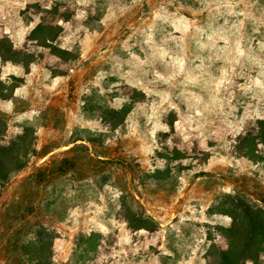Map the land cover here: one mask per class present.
Here are the masks:
<instances>
[{
	"label": "rangeland",
	"instance_id": "obj_1",
	"mask_svg": "<svg viewBox=\"0 0 264 264\" xmlns=\"http://www.w3.org/2000/svg\"><path fill=\"white\" fill-rule=\"evenodd\" d=\"M0 78V147L35 142L0 216L70 149L100 160L41 187L44 261L225 264L236 238L264 264V0H0Z\"/></svg>",
	"mask_w": 264,
	"mask_h": 264
},
{
	"label": "trees",
	"instance_id": "obj_2",
	"mask_svg": "<svg viewBox=\"0 0 264 264\" xmlns=\"http://www.w3.org/2000/svg\"><path fill=\"white\" fill-rule=\"evenodd\" d=\"M4 92L5 85L0 78V101H10L12 95H6ZM32 136V131L27 129L22 135L12 140L8 146L0 147V194L19 174L31 166L35 147ZM76 143L77 141L72 144ZM91 144L96 148L100 147L97 139H93ZM59 148V146L46 145L45 151L48 153ZM77 151L82 150L80 148L70 149L65 153L63 159L55 161L51 168L38 169L36 174L22 184L16 199L1 214L0 230L1 237L5 241V251L8 253V264H51L50 262L44 261L42 257L40 258V255L44 248L50 245L56 238L40 224V217L43 212H46L45 214H52V207L57 205L54 203L48 204L45 207L42 206V202L39 199L41 187L44 186L47 188V186L59 179H63L69 173L81 176L86 171L96 169L97 164H100L99 157L96 154H87L84 157H80L81 159H78L74 156ZM86 151L88 152V150ZM159 174H162V177H164L161 180L165 184L169 183L167 180V178L170 179L168 177L169 172L164 171ZM245 206L247 207V205ZM240 208L243 209L242 206ZM55 210L57 214L61 213L58 211V208ZM243 212L244 220L248 221L250 228L253 230L262 228V223L259 218L253 216L249 210L243 209ZM245 221L243 223L244 225L246 224ZM235 226L237 225L234 224L233 227ZM136 228H138V225ZM249 233L251 232L249 231ZM29 238L31 239L26 243L25 239ZM34 239H36V243H34ZM87 243L91 244L84 252L94 251L96 249V242L93 244V238L92 240H88ZM242 245L247 247V249L242 248ZM251 246L247 242L244 245L241 239L234 238L231 250L228 255L222 258V261L225 264L242 263L248 259L245 253L248 252L247 250ZM241 249L245 250L241 252L239 251ZM251 258L254 260L253 257Z\"/></svg>",
	"mask_w": 264,
	"mask_h": 264
}]
</instances>
